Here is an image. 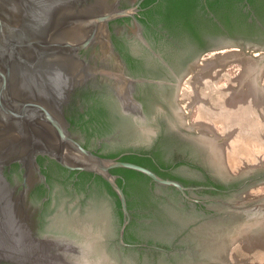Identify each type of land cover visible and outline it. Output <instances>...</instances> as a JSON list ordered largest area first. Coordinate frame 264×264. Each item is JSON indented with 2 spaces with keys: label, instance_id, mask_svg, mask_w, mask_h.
<instances>
[{
  "label": "flooded vegetation",
  "instance_id": "flooded-vegetation-1",
  "mask_svg": "<svg viewBox=\"0 0 264 264\" xmlns=\"http://www.w3.org/2000/svg\"><path fill=\"white\" fill-rule=\"evenodd\" d=\"M112 11L89 44L66 56L77 78L47 106L93 155L137 164L184 190L108 169L124 195L123 226L116 192L70 150V167L55 157L58 147L11 162L3 174L26 189L35 234L69 245L71 264H227L237 239L227 229H264V163L231 169L224 157L239 132L250 135V112L229 128L222 119L242 115L231 97L250 103L249 86L238 81L245 62L260 67L255 87L264 96V0H118ZM125 169L136 178L127 180Z\"/></svg>",
  "mask_w": 264,
  "mask_h": 264
},
{
  "label": "water",
  "instance_id": "water-1",
  "mask_svg": "<svg viewBox=\"0 0 264 264\" xmlns=\"http://www.w3.org/2000/svg\"><path fill=\"white\" fill-rule=\"evenodd\" d=\"M108 1L0 0V263L71 264L67 259L69 245L35 234L26 189L16 190L3 174L11 162L33 161L36 153L59 147L55 157L70 167L65 156L70 150L80 168L101 174L116 192L127 218L123 226L129 217L124 195L108 169L128 168L156 183L184 190L179 183L137 164L93 155L61 127L56 117L58 108L47 106L64 95L77 78V68L68 64L66 56L76 55L89 44L97 26L117 13L112 8L118 0ZM245 64L249 68L250 120H254L252 114L260 112L264 103L262 92L255 87L260 67L252 61ZM259 220L264 227V219Z\"/></svg>",
  "mask_w": 264,
  "mask_h": 264
},
{
  "label": "rangeland",
  "instance_id": "rangeland-1",
  "mask_svg": "<svg viewBox=\"0 0 264 264\" xmlns=\"http://www.w3.org/2000/svg\"><path fill=\"white\" fill-rule=\"evenodd\" d=\"M257 113L252 114L254 120H249L252 124L249 129L252 130L249 131L250 135L246 136L243 135L242 132H239V142L237 143V146H234L236 151L234 153L236 154L234 156L235 164H231L232 156L230 155L229 151L224 150V157L228 167L231 169L240 168L249 164L264 163V119L262 116L260 117L259 113ZM219 116L221 117V115H218V117ZM222 119L224 122H226L225 117H222ZM239 120H241V123H243L241 116H239ZM239 120H237V122H239ZM219 124L222 125V123ZM240 128L243 131L245 129L242 127V124ZM235 136L237 137L236 134ZM238 230L239 228L235 227L229 228L225 231L230 235L236 236L237 238L235 241L229 244V249L231 250L232 254L227 264H264V229L258 232L259 234L249 233L250 235H248L246 232L244 233L242 230ZM221 232L223 233V230H221L219 234Z\"/></svg>",
  "mask_w": 264,
  "mask_h": 264
},
{
  "label": "bare ground",
  "instance_id": "bare-ground-1",
  "mask_svg": "<svg viewBox=\"0 0 264 264\" xmlns=\"http://www.w3.org/2000/svg\"><path fill=\"white\" fill-rule=\"evenodd\" d=\"M232 56V55H231ZM229 57V56H228ZM233 57V56H232ZM227 58V57H226ZM225 58V59H226ZM219 59H221V58H219ZM224 59V57H223V61L225 60ZM222 60V59H221ZM213 62V61H212ZM210 65V64H209ZM208 66V65H207ZM243 66V68H244V72H243V74L241 75V77L238 79V81H239V84L241 85V84H245V85H247V86H249V68H248V66L246 65V64H244V65H242ZM242 72V71H241ZM218 73V72H217ZM261 75V74H260ZM212 78V77H211ZM230 78V77H229ZM261 78V77H260ZM231 79V78H230ZM232 80V79H231ZM264 81V80H263ZM261 86V85H260ZM238 89V88H237ZM240 89V88H239ZM264 89V88H263ZM229 90V89H228ZM242 91V90H241ZM248 92H249V88H248ZM240 93V92H239ZM221 94V93H220ZM233 94H235V92H233ZM237 94V93H236ZM241 94H243V92L241 93ZM249 94V93H248ZM237 97H238V95H236ZM236 96H233V97H236ZM230 98L231 100L229 101V103L231 104L230 105V107L231 106H236V107H241L242 108V115L244 114V112H245V109H246V112L247 113H249L250 112V103L248 104V102H245L244 100H238V98ZM219 98V97H218ZM239 98H240V94H239ZM229 99V98H228ZM241 99H243V98H241ZM227 101V100H226ZM246 101H247V98H246ZM228 103V104H229ZM220 106V105H219ZM223 107H226V106H223ZM219 108V107H218ZM233 108V107H232ZM226 109V108H225ZM212 110V109H211ZM211 110H209V111H211ZM220 110V109H219ZM225 111V110H224ZM236 111V110H235ZM234 111V112H235ZM228 112V111H227ZM226 112V113H227ZM230 113L232 112V111H229ZM220 113H222L221 111H220ZM259 114H260V117L262 116L263 117V119H264V103H263V106H262V109H261V111L260 112H258ZM257 113V114H258ZM229 114V113H228ZM223 115V114H222ZM240 115V114H238V113H235V114H232V115H230L229 114V116L227 115V116H225V113H224V115H223V117H225L226 118V120H227V118H228V120H229V122H228V120H227V127L229 128L230 126H231V124L234 122V120H236L237 118L239 119V116H241V118L242 119H244V117H245V115ZM215 116V115H214ZM248 116V115H247ZM222 117V116H221ZM237 119V120H238ZM250 120V119H249ZM241 121V120H240ZM243 121V120H242ZM258 122V121H257ZM249 123V122H248ZM234 124V123H233ZM232 124V125H233ZM250 125H252L251 123H249ZM237 126H239V125H237ZM245 126V125H244ZM233 127V126H232ZM240 127V126H239ZM256 129V128H255ZM225 130H228V129H225ZM233 130V128H231V131ZM239 130V129H238ZM254 130V129H253ZM250 131H252V130H250ZM230 132V131H229ZM238 132V131H237ZM233 133V132H232ZM236 133V132H235ZM263 134V133H262ZM225 135H226V133H225ZM231 135V134H230ZM226 136L225 137V139L227 138V142L229 141V137H232V136ZM236 135H238V133L236 134ZM259 137V136H258ZM218 138V137H217ZM237 138V137H236ZM219 139V138H218ZM224 139V140H225ZM231 139V138H230ZM233 139V138H232ZM232 139H231V145L233 144V143H235V142H232ZM237 140H239V139H237ZM216 142V141H215ZM226 142V141H225ZM219 143H217V145L216 144H214L215 145V147H216V149H217V153H221V152H223L222 150H221V147H222V145H218ZM223 145H225V143L223 144ZM245 145V144H244ZM233 146V145H232ZM232 146H228V148H227V150H229L231 153L232 152H234L235 151V149L232 147ZM241 146V145H240ZM248 149V148H247ZM226 150V149H225ZM243 150V149H242ZM236 152V151H235ZM228 157V156H227ZM238 160V159H237ZM237 162V161H236ZM235 163V162H234ZM253 222H255V221H253ZM254 224V223H253ZM252 223H251V225L250 226H252L253 225ZM244 226V225H243ZM250 226H249V224L248 225H246L245 224V227H243L242 228V226H241V228L242 229H239V230H242L244 233L245 232H247L248 230H249V228H250ZM255 226V225H254ZM257 226H261V227H263L262 225H257ZM264 228V227H263ZM238 230V231H239Z\"/></svg>",
  "mask_w": 264,
  "mask_h": 264
},
{
  "label": "trees",
  "instance_id": "trees-1",
  "mask_svg": "<svg viewBox=\"0 0 264 264\" xmlns=\"http://www.w3.org/2000/svg\"><path fill=\"white\" fill-rule=\"evenodd\" d=\"M122 173V175L127 179V180H133L134 178H136L137 173L131 170H122L119 171Z\"/></svg>",
  "mask_w": 264,
  "mask_h": 264
}]
</instances>
